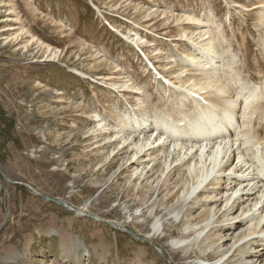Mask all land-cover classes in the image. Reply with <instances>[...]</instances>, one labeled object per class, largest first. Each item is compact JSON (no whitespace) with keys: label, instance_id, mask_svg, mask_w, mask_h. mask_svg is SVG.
<instances>
[{"label":"rangeland","instance_id":"obj_1","mask_svg":"<svg viewBox=\"0 0 264 264\" xmlns=\"http://www.w3.org/2000/svg\"><path fill=\"white\" fill-rule=\"evenodd\" d=\"M256 2L0 0V264H133L139 249L156 264L197 262L174 246L181 232L171 212L179 205L160 208L156 219L170 229L155 233L149 216L158 208V193L145 192L144 205L138 193L148 185L129 181L132 168L120 174L115 162L102 167L122 135L119 117L139 108L141 91L148 94L147 111L172 109L128 41L135 38L175 80L194 50L187 35L197 40L200 31L184 21L186 15L215 17L242 60L236 66L244 79L252 76L250 83L261 85L258 15L240 6ZM182 29L187 35L180 36ZM242 37L245 53L236 47ZM27 41L32 44L24 48ZM96 115L107 119L109 131H93ZM116 133L118 139L110 140ZM125 156L116 157L117 164L131 165ZM71 238L82 244L78 257L69 255L65 242ZM101 244L109 252L105 260L97 257Z\"/></svg>","mask_w":264,"mask_h":264},{"label":"bare ground","instance_id":"obj_2","mask_svg":"<svg viewBox=\"0 0 264 264\" xmlns=\"http://www.w3.org/2000/svg\"><path fill=\"white\" fill-rule=\"evenodd\" d=\"M240 6L256 10V27L264 42V0H257L250 8ZM184 21L197 23L200 31L193 40L194 33L188 36L181 30L180 36L187 35L194 50L184 54L183 68L176 74L175 81L182 84L176 87L179 92L164 90L172 109L154 106L147 111L148 94L141 91L140 109L131 108L119 117L123 120L116 126L121 127L122 135L115 148L109 147L112 160L102 167L110 168L115 162L120 174L132 168L129 181L144 179L148 185L140 186L138 193L144 205L145 192L148 196L158 193V208L153 206L149 216L155 233L161 226L165 233L170 229L156 219L160 208L169 211L174 203L179 205L171 212L172 226L181 232L179 237L172 235L177 239L174 246L183 249L186 256L194 254L195 264H264V82L256 86L249 81L252 76L244 79L242 69L236 66L242 60L215 17L190 14ZM246 43L244 37L236 43L241 53L246 52ZM31 44L27 41L23 47ZM46 49L49 52L50 47ZM254 68L263 75L258 65ZM96 117L100 120L93 131H109L107 119ZM120 133L110 140L118 139ZM120 155H126L123 161L134 166L117 164ZM65 243L69 255L78 257L82 244L74 238ZM99 249L97 257L107 259L105 244ZM147 255L145 249H139L131 261L156 264L147 260Z\"/></svg>","mask_w":264,"mask_h":264}]
</instances>
